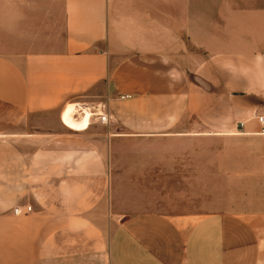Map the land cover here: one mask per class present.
I'll return each mask as SVG.
<instances>
[{
  "label": "crops",
  "instance_id": "0c3cea01",
  "mask_svg": "<svg viewBox=\"0 0 264 264\" xmlns=\"http://www.w3.org/2000/svg\"><path fill=\"white\" fill-rule=\"evenodd\" d=\"M70 106L109 121L75 130ZM42 114L52 125L28 131ZM256 114L264 0H0V264H264ZM130 140L219 146L211 208L118 211L116 156Z\"/></svg>",
  "mask_w": 264,
  "mask_h": 264
},
{
  "label": "rangeland",
  "instance_id": "374dc122",
  "mask_svg": "<svg viewBox=\"0 0 264 264\" xmlns=\"http://www.w3.org/2000/svg\"><path fill=\"white\" fill-rule=\"evenodd\" d=\"M52 119L53 115L48 114L30 117L28 131L51 126ZM218 147L204 141L197 148L179 150L167 144H150V141H124L121 153L116 156L112 180L113 206L123 214L205 213L211 208L210 154ZM190 151L192 155L200 153L199 160L196 161ZM201 171L203 179L196 180L195 175L201 174ZM201 182L202 202L193 193L195 187L200 192L197 186Z\"/></svg>",
  "mask_w": 264,
  "mask_h": 264
},
{
  "label": "bare ground",
  "instance_id": "6f19581e",
  "mask_svg": "<svg viewBox=\"0 0 264 264\" xmlns=\"http://www.w3.org/2000/svg\"><path fill=\"white\" fill-rule=\"evenodd\" d=\"M81 112H77L79 110ZM80 109L75 110L73 106L68 107L62 114V121L66 126L73 128L75 130L87 129L90 121V111L88 108L80 107ZM75 115H78L76 118Z\"/></svg>",
  "mask_w": 264,
  "mask_h": 264
},
{
  "label": "built area",
  "instance_id": "2783aa9c",
  "mask_svg": "<svg viewBox=\"0 0 264 264\" xmlns=\"http://www.w3.org/2000/svg\"><path fill=\"white\" fill-rule=\"evenodd\" d=\"M88 110L90 111V120L92 118H94L98 123L100 124H107L109 119L107 117V115L104 113L103 108H98V107H90L88 108ZM82 110H79L77 112H81ZM75 117L77 118L78 115H75ZM257 121L260 123V125L262 126L263 129V133H264V114H256L255 115ZM90 124V121H89ZM89 126V125H88ZM31 211V207L30 206H26L23 208L17 206L15 208H13V214L15 216H20L23 215L24 213H28Z\"/></svg>",
  "mask_w": 264,
  "mask_h": 264
}]
</instances>
